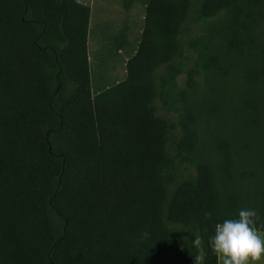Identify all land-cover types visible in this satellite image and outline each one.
Returning <instances> with one entry per match:
<instances>
[{
  "label": "trees",
  "instance_id": "1",
  "mask_svg": "<svg viewBox=\"0 0 264 264\" xmlns=\"http://www.w3.org/2000/svg\"><path fill=\"white\" fill-rule=\"evenodd\" d=\"M138 1L126 77L94 89L89 6L0 0V264H194L197 247L218 264L208 238L240 208L264 233V148L249 140L264 133V0ZM210 72L230 133L195 160L198 113L172 122L157 101L171 112Z\"/></svg>",
  "mask_w": 264,
  "mask_h": 264
},
{
  "label": "rangeland",
  "instance_id": "2",
  "mask_svg": "<svg viewBox=\"0 0 264 264\" xmlns=\"http://www.w3.org/2000/svg\"><path fill=\"white\" fill-rule=\"evenodd\" d=\"M131 1L134 4L130 13L120 14L108 9H97L93 6L91 8L89 57L94 89L102 84L112 85L121 82L126 77V62L138 46L145 17L143 4L140 1L137 3L136 0ZM111 21L114 23H111ZM205 25L203 24V26ZM198 33H203L202 29H198ZM261 33L262 44H264V27H262ZM194 57L195 53L191 55L190 61L187 62L186 69L193 66ZM186 80L185 72L177 77L174 88L176 93L186 87ZM198 80L200 88L196 93L189 96L187 103H177L175 105L176 109L171 110L169 113L161 108L159 100L157 101V107L159 114L172 122H177V110L189 108L196 111L199 115L197 127L200 143L193 158L195 160L209 157L213 159L214 141L217 137L227 136L230 133V125L227 124L228 118H223L224 115L221 112L222 107H224V99L227 102L230 101L229 92L224 94L229 87L224 78L213 72L201 75ZM173 100H176V97ZM249 140L255 142L256 146L264 148V133L252 136ZM257 151L260 152L259 149ZM253 153H255V150ZM252 159H255V154L251 159L245 158L244 168L247 171H250L254 165ZM243 189L245 190L244 187ZM246 189L248 190V188ZM256 211L258 212V210ZM219 263L221 264V262ZM257 264H264V255Z\"/></svg>",
  "mask_w": 264,
  "mask_h": 264
},
{
  "label": "clouds",
  "instance_id": "3",
  "mask_svg": "<svg viewBox=\"0 0 264 264\" xmlns=\"http://www.w3.org/2000/svg\"><path fill=\"white\" fill-rule=\"evenodd\" d=\"M258 213L253 208H240L234 218H225L214 225L208 246L221 264H257L264 255V233L257 230ZM194 247L200 236L192 239ZM204 251L197 247L194 264H202Z\"/></svg>",
  "mask_w": 264,
  "mask_h": 264
},
{
  "label": "crops",
  "instance_id": "4",
  "mask_svg": "<svg viewBox=\"0 0 264 264\" xmlns=\"http://www.w3.org/2000/svg\"><path fill=\"white\" fill-rule=\"evenodd\" d=\"M78 1L89 6L90 12L93 6L94 8L97 7V9H108L114 12H119L120 14L130 13L132 9V5L134 4L132 3L131 0H112V1H109V0H78ZM137 2L139 1L136 0V3ZM143 7L145 8L144 5ZM98 12H102V11H98ZM111 23H114V22L111 21ZM219 262L221 261L218 257V264H220Z\"/></svg>",
  "mask_w": 264,
  "mask_h": 264
}]
</instances>
